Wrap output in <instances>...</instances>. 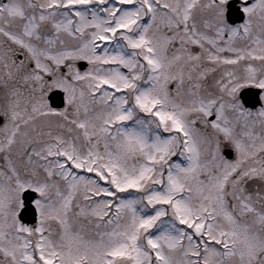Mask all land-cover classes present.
<instances>
[{"label": "snow or ice", "instance_id": "snow-or-ice-1", "mask_svg": "<svg viewBox=\"0 0 264 264\" xmlns=\"http://www.w3.org/2000/svg\"><path fill=\"white\" fill-rule=\"evenodd\" d=\"M0 264H264V0H0Z\"/></svg>", "mask_w": 264, "mask_h": 264}]
</instances>
